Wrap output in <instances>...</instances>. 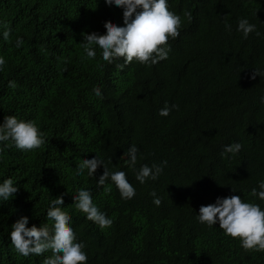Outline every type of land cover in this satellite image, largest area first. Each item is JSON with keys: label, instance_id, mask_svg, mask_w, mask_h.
Returning <instances> with one entry per match:
<instances>
[{"label": "trees", "instance_id": "1", "mask_svg": "<svg viewBox=\"0 0 264 264\" xmlns=\"http://www.w3.org/2000/svg\"><path fill=\"white\" fill-rule=\"evenodd\" d=\"M169 6L182 17L180 34L168 41L169 57L149 66L123 58L108 64L99 49L95 60L84 59V34H105L106 21L122 25L121 7L105 0H0V19L12 29L10 41L0 37L7 59L0 123L6 115L33 119L46 134L39 149H3L0 182L12 177L20 187L0 200V264H43L52 255H19L10 231L22 215L29 227H51L47 207L61 194L88 264H264V252L246 251L218 223L209 228L196 218L218 196L260 202L251 190L264 179V79L251 73L264 69V35L244 38L237 25L247 17L264 34V0H169ZM17 36L24 39L20 48ZM9 80L18 88H9ZM97 86L102 98L92 94ZM165 102L179 109L161 116ZM233 142L243 147L225 158L224 145ZM133 143L143 154L137 169L167 160L159 179H135L123 157ZM96 152L111 170L126 172L134 198L121 199L114 184L111 193L97 187L103 166L97 177L76 175L79 161ZM80 188L90 189L113 219L110 228L101 230L75 208Z\"/></svg>", "mask_w": 264, "mask_h": 264}, {"label": "clouds", "instance_id": "2", "mask_svg": "<svg viewBox=\"0 0 264 264\" xmlns=\"http://www.w3.org/2000/svg\"><path fill=\"white\" fill-rule=\"evenodd\" d=\"M108 6H118L123 9V24L106 21L105 34L91 32L84 34L83 48L84 59L95 60L97 49L100 58L111 64L123 58L124 64H131L134 60L145 65H153L161 60H166L171 52L169 39H175L180 34L183 20L169 6V0H105ZM215 20V19H214ZM217 21V20H215ZM231 29V25H226ZM237 31L247 38L255 32L257 36L264 35L258 30V26L247 17L240 18ZM12 29L8 23L0 19V37L4 41H10ZM24 43L22 36H17L15 47L20 48ZM7 59L0 55V72H4ZM123 67V65H118ZM261 76L264 79V69L255 68L251 78ZM8 87L15 90L18 83L15 80L8 81ZM96 97H103L102 89L97 86L92 89ZM264 102V97H261ZM173 109H179L178 104L165 106L159 110V115L168 116ZM46 143V134L33 119H22L16 115H6L0 123V158L3 149L14 146L15 148L30 152L41 148ZM243 145L233 142L224 145L222 155L225 158L229 154L235 156ZM97 155L79 161L76 175L97 177V170L103 166V174L97 179V187L103 186L105 193H111L112 184L118 189L121 199L129 200L135 197L136 188L128 179L124 170H111L108 162L96 152ZM128 168L135 170V179L140 183L148 180H157L167 165V160L151 165L144 163L137 169L139 159L143 158L140 148L133 143L123 154ZM112 159V158H110ZM109 180L111 183H109ZM258 186L252 188L251 196L260 202H253L242 198L240 194L218 196L214 203L201 205L197 213L200 224L209 228L219 224L226 236L239 240L241 247L246 251L264 252V179L258 180ZM222 184V183H221ZM19 184L12 177H7L0 182V200L7 201L19 190ZM233 193L237 189L233 186ZM74 197L75 208L86 214L85 218L97 224L101 230L110 228L113 219L106 212L101 211L100 206L94 201L92 192L87 188H80ZM153 203L159 206L162 203L155 191L151 193ZM65 204L64 194L56 196L47 207V218L51 221V227L47 223L37 226H28L30 217L22 215L11 226V245L15 251L24 257L32 254L42 256L51 251L52 255L44 257L43 264H88L87 245L80 240L71 224L72 217L62 207Z\"/></svg>", "mask_w": 264, "mask_h": 264}]
</instances>
